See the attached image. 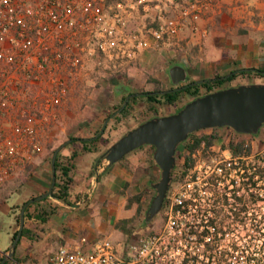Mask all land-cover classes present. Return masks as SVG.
<instances>
[{
  "label": "built area",
  "instance_id": "built-area-1",
  "mask_svg": "<svg viewBox=\"0 0 264 264\" xmlns=\"http://www.w3.org/2000/svg\"><path fill=\"white\" fill-rule=\"evenodd\" d=\"M222 3L0 0V195L45 148L65 106L90 94L93 77L120 74ZM241 140L232 137L221 153L201 142L179 186L168 189L157 230L124 242L102 237L86 250L61 247L47 264H264V179L249 180L255 156L264 167V150L244 140L251 154L232 155L229 142Z\"/></svg>",
  "mask_w": 264,
  "mask_h": 264
},
{
  "label": "crops",
  "instance_id": "crops-1",
  "mask_svg": "<svg viewBox=\"0 0 264 264\" xmlns=\"http://www.w3.org/2000/svg\"><path fill=\"white\" fill-rule=\"evenodd\" d=\"M234 1L223 0L221 6L197 21L195 29L187 26L173 42L141 51L135 60L122 68L120 74L93 77L90 94L84 100H75L86 103L82 113L64 112L50 138L56 143L54 147L76 138L59 149V161L69 169L71 178L68 202L47 197L26 207L23 225L26 232L20 236L9 264H47L49 255L61 247L86 250L97 239L105 237L107 221L116 226L126 219L119 214L122 208H134L136 214L137 203L127 204L140 188L134 182V169L141 166L144 173L143 168H147L145 160L135 150L107 167L104 160L97 163L100 146L106 144V135L88 145L94 147V151L84 150L81 141L105 134L114 118L120 115L126 99L129 103L134 100H129L132 98L130 94L136 93L134 88L140 85L150 92H161L214 75L226 76L241 69L264 66V0H249L245 5ZM145 23H149V19H145ZM173 66H180L186 72V80L177 85L172 83L169 74ZM247 78L249 81L256 79L254 75ZM108 85L112 89L108 101L94 95L95 87ZM119 101L120 107L115 111L105 107L97 109L98 102L111 104ZM100 119L103 121L96 129ZM50 141L33 158L32 164L10 183V190L0 195V209L13 193H16V198L11 212L15 207L20 211L24 202L49 190L53 180ZM86 154H91L92 159L82 165L79 161ZM96 165H104L97 176L94 175ZM150 165L152 173L157 175L153 159ZM143 175L142 183H150L146 173ZM12 190L14 192L10 195ZM18 228L19 225H14L12 234Z\"/></svg>",
  "mask_w": 264,
  "mask_h": 264
},
{
  "label": "water",
  "instance_id": "water-1",
  "mask_svg": "<svg viewBox=\"0 0 264 264\" xmlns=\"http://www.w3.org/2000/svg\"><path fill=\"white\" fill-rule=\"evenodd\" d=\"M169 74L175 85L186 80V72L180 66L171 67ZM186 85L177 86L174 89H180ZM162 92L165 91L157 93ZM127 100L128 98L126 102ZM263 126L264 83L254 81L239 83L192 98L169 114L151 116L139 122L107 147L97 158V163L99 159L100 161L104 160L106 166L109 167L143 146L153 148L152 157L160 170V178L151 184L155 189V194L143 219V222L147 224L163 208L173 179L172 171L176 168L177 149L181 144L189 141L191 133L206 128L229 127L237 133L256 135L260 133ZM70 140L62 143L53 152L52 171L55 169V159L59 149ZM97 170L98 166L94 171L96 176L99 173ZM53 185L54 180H52L48 191L30 198L22 204L19 211L18 231L12 239L9 249L0 252V264H5L6 261L13 259L16 244L22 233L26 207L37 200L53 197Z\"/></svg>",
  "mask_w": 264,
  "mask_h": 264
},
{
  "label": "rangeland",
  "instance_id": "rangeland-1",
  "mask_svg": "<svg viewBox=\"0 0 264 264\" xmlns=\"http://www.w3.org/2000/svg\"><path fill=\"white\" fill-rule=\"evenodd\" d=\"M239 82L247 83L251 81H249V79L245 77L242 80L240 79L233 80L231 83L233 85H236ZM254 82L264 83V77L256 78ZM98 88L99 87H95V90L93 91L94 95L96 96L99 95V97H102L108 101L110 99L109 97L112 96L111 85H108L107 87H101L99 89ZM134 91L136 93L137 92L139 93V92H145L149 90L139 85L136 88H134ZM190 99H192V96L188 94H184L175 105H169L163 102L161 103L149 102L145 98V96H140L136 100L134 99L133 101H131V103H129L127 107V113H125L124 115L120 114L119 116L114 118L113 122L108 128L109 131L107 129L105 131L106 132L105 134H102V133L98 134V136L102 134L100 136V139L98 140H102V137L106 135V139H105L106 144L103 143L100 146L101 154L107 149V147H109L114 141H116L122 134H124L126 131L136 126L139 122L151 116L169 114L173 112L176 108L182 106L185 102H187ZM98 103H99V105L97 104L98 110L104 109L105 107L106 109H111V111H115V109H119L121 101L111 103V104L110 103H100V102ZM84 104H86L84 101L83 102H77V101L70 102L65 106L64 111L71 112V114L73 115L82 113ZM102 121L103 119L99 120V123H97V125L95 126L96 129L98 128V126L101 125ZM85 124H88V122H85ZM215 132H216V138L211 143L213 145L214 153L215 152L221 153L222 152L221 149L225 147V143H227L228 140L231 139L232 137H235L236 139H243L245 141H251L255 151L262 150V149L264 150V126L262 127L260 133L256 134L255 137H250L249 134H240L239 136H236L235 131L229 127L217 128ZM211 133H214V130L211 128H206V129H201V130L196 131L194 135H203V134H211ZM54 144L56 143H54V140L51 139L50 146H49L50 152H52ZM136 152H138L143 158V160H145L144 162L146 163L147 168H143V170H144V173H146V175L149 177V180H150L149 182L152 184L156 182L157 180H159L160 178L159 168L157 167L156 169L157 175H155L152 173L151 165H150L153 159L152 157L153 148L151 146H143L137 149ZM187 153L188 152L185 150L183 144H181L178 147L177 152H176V159H177L176 172L180 170L181 165L184 163L185 155ZM91 159H92L91 154H86L79 162L82 165H84L85 163L88 164V161H90ZM104 163L106 162L104 161ZM100 166H104V165H100ZM144 173L142 171L141 166L140 167L137 166L134 169V174H135L134 182L140 186V188L138 189L139 190L138 193L142 194V201L140 203V211L136 210V214H135L134 208L132 209L122 208L119 214L122 217H126L125 220H122L121 223L117 224L116 226L112 225L111 221H107L108 229L105 233V237L107 236L109 240L114 243L117 241L124 242L126 240H129L132 236H138V235H143L149 232H153L157 230L164 221L163 212L160 211V213L157 214L149 223L145 224L143 222L146 209L148 208L152 200V197L155 194V189L152 187L150 183H147V182L142 183V180H143L142 178H144V175H143ZM179 184H180V181L172 180L170 188L176 189L179 186ZM5 190L6 192H8L10 189H8L7 187V189ZM13 190L12 192L10 191L11 192L9 193L10 195L14 192ZM15 198H16V195L13 193L11 196H9L7 202L6 200L4 201L6 203L0 209V250H4L7 247H10L12 243V236H13L12 231H13L14 225L15 226L19 225V208L15 207L13 209L14 211L11 212L12 205L15 203ZM137 207H138V204H137ZM245 233H246V230H244L243 228H239L236 231V235L238 237L237 240L242 241L243 239H245L246 237Z\"/></svg>",
  "mask_w": 264,
  "mask_h": 264
},
{
  "label": "trees",
  "instance_id": "trees-1",
  "mask_svg": "<svg viewBox=\"0 0 264 264\" xmlns=\"http://www.w3.org/2000/svg\"><path fill=\"white\" fill-rule=\"evenodd\" d=\"M251 75H254L255 78H262L264 77V66H260L257 68H248V69H241L235 72H231L229 75L226 76H219L214 75L213 77L203 80L202 82H189L185 87L180 89H174L175 87H171L170 89L165 90V92L157 93L156 91H145V92H139L135 94H130L129 100H133L136 97L145 96V98L149 102H156V103H166L169 105H175L179 99L184 95L188 94L192 96V98H195L197 96H200L202 94L212 92L218 89L234 86L231 82L236 79H244L245 77H250ZM240 83V82H239ZM238 83V84H239ZM237 85V84H236ZM201 91V93H200ZM129 105V102L124 103L123 108L120 111V114L124 115L127 113V107ZM214 130V133L211 134H203V135H194V133L190 134V141L188 143H184L183 146L185 150L188 152L185 155L184 163L181 165V168L178 172H176V168L172 171V177L173 181H180L185 174V172L193 165V159L191 158V153L194 152L197 148L200 147L201 142H205L208 145H210L216 138V130L217 128H212ZM252 137H255L256 135L251 134ZM99 136L97 138H91V139H81L83 143V149L86 151H94V147L87 146L90 143H93L97 141ZM72 140H75L76 138H71ZM58 146L54 147L52 150V153L55 151V149ZM228 148L231 151L232 155L234 156H249L251 154L252 148L251 146L247 145L244 146V140L241 141H230L228 144ZM258 159V156H255ZM124 158V157H123ZM122 158V159H123ZM257 159L252 162L251 166L253 168L252 173L250 175V182L253 186L256 185V180L254 177L256 175L259 176V179H264V167L257 164ZM100 162V159L98 160ZM69 169L65 167L60 161H59V152L57 153L56 159H55V169L53 171V180L54 185L52 189V196L56 197L64 202H68V194H69V183L71 181V178L68 174ZM45 199V198H44ZM43 200V199H42ZM40 200H37L35 202H38ZM142 201V194L138 193L133 195L128 199V206H130L132 203H137L138 207L137 210L140 211V203ZM33 202V203H35ZM26 212V209H25ZM26 214V213H25ZM24 214V215H25ZM264 219H260L259 221H263ZM121 223V221H120ZM25 229H22L21 235L25 234ZM17 232L13 234V238L15 237ZM10 261H6L5 264H9Z\"/></svg>",
  "mask_w": 264,
  "mask_h": 264
},
{
  "label": "flooded vegetation",
  "instance_id": "flooded-vegetation-1",
  "mask_svg": "<svg viewBox=\"0 0 264 264\" xmlns=\"http://www.w3.org/2000/svg\"><path fill=\"white\" fill-rule=\"evenodd\" d=\"M170 188V187H169ZM165 203V202H164ZM0 260H1V256H0Z\"/></svg>",
  "mask_w": 264,
  "mask_h": 264
}]
</instances>
